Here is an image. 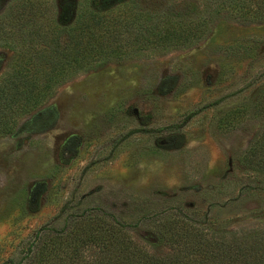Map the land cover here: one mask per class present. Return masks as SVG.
<instances>
[{
	"label": "rangeland",
	"instance_id": "1",
	"mask_svg": "<svg viewBox=\"0 0 264 264\" xmlns=\"http://www.w3.org/2000/svg\"><path fill=\"white\" fill-rule=\"evenodd\" d=\"M47 1L73 18L89 0ZM128 1L208 32L94 64L0 135V264H32L41 241L94 217L154 252L164 217L264 232V169L246 158L264 132V18L238 16L259 1ZM12 58L0 47V73Z\"/></svg>",
	"mask_w": 264,
	"mask_h": 264
},
{
	"label": "trees",
	"instance_id": "2",
	"mask_svg": "<svg viewBox=\"0 0 264 264\" xmlns=\"http://www.w3.org/2000/svg\"><path fill=\"white\" fill-rule=\"evenodd\" d=\"M258 1L238 16L264 18V0ZM133 4L89 0L73 18L67 7L55 17L47 0L7 5L0 13V47L10 49L13 58L0 73V135L11 133L19 118L43 104L59 84L94 64L141 48L164 51L192 45L208 32L172 15L136 10ZM246 156L251 168L264 169V132ZM152 223L154 239L167 251L147 249L120 219L94 217L41 241L32 264H264V232L218 234L181 218Z\"/></svg>",
	"mask_w": 264,
	"mask_h": 264
}]
</instances>
